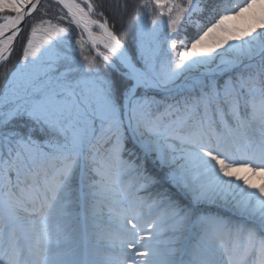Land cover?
<instances>
[{
	"label": "snow or ice",
	"instance_id": "1",
	"mask_svg": "<svg viewBox=\"0 0 264 264\" xmlns=\"http://www.w3.org/2000/svg\"><path fill=\"white\" fill-rule=\"evenodd\" d=\"M127 12L0 0V264H264V0Z\"/></svg>",
	"mask_w": 264,
	"mask_h": 264
},
{
	"label": "trees",
	"instance_id": "2",
	"mask_svg": "<svg viewBox=\"0 0 264 264\" xmlns=\"http://www.w3.org/2000/svg\"><path fill=\"white\" fill-rule=\"evenodd\" d=\"M51 2V0H49ZM98 3H103L106 9L114 8L116 4H128V12L127 14L123 15L122 18L115 20V28L113 29L116 31L117 35L121 38L122 41L127 42L132 38L133 34V22H132V16H133V8L134 5L139 3V0H96ZM55 5H53V9H55ZM105 15L109 16L110 23L113 22L114 14L112 11H105ZM25 37L27 35V29H25V33L23 34ZM21 44L18 42L17 44V51L15 52L12 62L13 65L19 60L21 55ZM88 55H95V53L89 49L86 53ZM12 65H10L11 67ZM0 87H3V81L0 80Z\"/></svg>",
	"mask_w": 264,
	"mask_h": 264
}]
</instances>
